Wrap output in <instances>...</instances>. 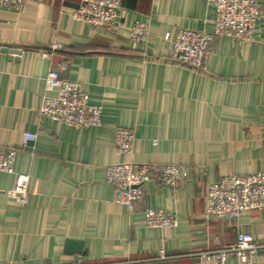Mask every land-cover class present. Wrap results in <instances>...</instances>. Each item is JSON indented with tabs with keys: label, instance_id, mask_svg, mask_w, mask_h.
Masks as SVG:
<instances>
[{
	"label": "crops",
	"instance_id": "0c3cea01",
	"mask_svg": "<svg viewBox=\"0 0 264 264\" xmlns=\"http://www.w3.org/2000/svg\"><path fill=\"white\" fill-rule=\"evenodd\" d=\"M253 43L216 39L205 72L169 61L182 29L213 33L212 0H122L112 32L76 21V0H28L0 11V147L18 150L14 173L0 172V261L11 264H197L249 233L264 264V210L236 224L206 212L209 186L264 172V0ZM137 22L149 24L133 42ZM169 36V40H167ZM51 44L63 50L46 58ZM79 82L102 108V126L76 129L39 116L46 76ZM118 127L135 133L131 156ZM26 133L37 135L24 147ZM124 162L182 168L177 188L148 183L134 212L115 202L108 168ZM29 175V202L8 196ZM147 208L177 215L166 230L146 224ZM165 259H160V251ZM227 264H237L232 256Z\"/></svg>",
	"mask_w": 264,
	"mask_h": 264
},
{
	"label": "built area",
	"instance_id": "2783aa9c",
	"mask_svg": "<svg viewBox=\"0 0 264 264\" xmlns=\"http://www.w3.org/2000/svg\"><path fill=\"white\" fill-rule=\"evenodd\" d=\"M73 12L76 21L94 26L96 29L112 32L118 19L122 0H76ZM28 0H0V11L20 13ZM215 8V29L213 33L182 29L171 42L168 59L172 63L205 72L209 60L210 45L219 38H231L244 43H253L256 27L262 18L260 0H212ZM149 35V24L137 22L131 30L133 42L145 41ZM169 40V36H167ZM61 44H51L43 50L46 58L62 51ZM48 91L56 96H43L39 116L60 122L76 129L102 126V108L89 102L88 96L79 82L62 77L56 70H50L45 79ZM135 133L132 129L118 127L115 131V145L118 155L131 156L134 151ZM37 140V135L26 133L23 146L27 147ZM18 150L0 147V172L14 173ZM182 168L176 165L154 168L146 164L124 162L113 165L107 171V183L116 188L115 202L125 205L134 212L145 198L148 183L177 188L181 184ZM29 175L18 173L14 187L7 192L21 207L30 198ZM264 210V172L250 175H231L212 183L207 192L206 212L215 218L236 224L240 215L248 211ZM146 224L150 228L169 229L179 225L173 212L163 209L147 208ZM260 246L256 245L249 233L241 232L235 244L215 251L194 254L197 264H227L235 256L237 264H260ZM160 259H165L160 251ZM0 264H11L0 261ZM81 264V263H76Z\"/></svg>",
	"mask_w": 264,
	"mask_h": 264
}]
</instances>
